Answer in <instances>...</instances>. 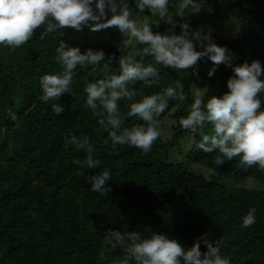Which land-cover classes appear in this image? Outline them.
Listing matches in <instances>:
<instances>
[{
	"label": "trees",
	"instance_id": "obj_1",
	"mask_svg": "<svg viewBox=\"0 0 264 264\" xmlns=\"http://www.w3.org/2000/svg\"><path fill=\"white\" fill-rule=\"evenodd\" d=\"M209 1L236 13L249 5L237 14V34L223 46L231 50L236 65L260 60L264 66V0ZM186 23L202 25L200 20ZM170 27L161 23L153 25V31L164 33ZM174 31L180 34L179 27ZM40 32L38 28L33 39L16 50L0 48V264H118L126 250L105 243L110 229L145 235L155 231L184 247L193 246L204 234L223 237V252L231 264H264V188L239 184L251 178L264 185V171L245 169L238 159L219 165V153L199 150V135L179 126L187 106L179 101H170L160 116L162 134L150 153L127 145L113 148L105 129L96 123L99 117L84 106L85 81L100 76L91 67L78 68L75 95L61 96L57 103L64 111L55 115L51 103L39 99V80L61 70L55 63L58 41L82 52L104 50L105 59L114 57L109 69L115 71L125 37L115 27L98 32L67 28L43 40ZM199 64L211 67L210 61ZM160 71L159 84L147 87L137 82L138 93L151 95L181 79L186 92L206 88V102L227 92L233 75L224 65L212 77L207 71L191 78L172 69ZM261 98L264 105V95ZM120 107L127 112L126 102ZM166 119L173 121L170 136ZM136 123L141 121L125 115L124 126ZM69 133L89 137L101 161L98 168L87 169V153L65 143ZM105 168L112 172L111 190L106 195L90 191L88 177ZM251 207L257 208V223L242 229L240 217ZM201 251H206L203 244Z\"/></svg>",
	"mask_w": 264,
	"mask_h": 264
},
{
	"label": "clouds",
	"instance_id": "obj_2",
	"mask_svg": "<svg viewBox=\"0 0 264 264\" xmlns=\"http://www.w3.org/2000/svg\"><path fill=\"white\" fill-rule=\"evenodd\" d=\"M202 0H0V48L16 50L34 37L39 28L40 39L52 33L63 34L71 28L98 32L115 27L125 37L120 45L119 67L109 69L113 56L104 50L70 46L59 40L54 49L55 63L60 71L40 77L39 99L51 103L52 112L59 116L64 107L57 103L61 96H74V77L79 69L94 68L100 72L94 81H85V107L99 117L96 123L107 132L112 147L127 145L147 154L162 134L160 116L169 109L170 101L185 103L186 115L179 126L199 135L196 147L205 153H219L216 163L238 159L241 167H257L264 171V66L260 60L233 63L234 55L226 46L218 45L207 33L190 32L186 22L175 23L173 16L184 17L200 10ZM179 10L173 13L170 8ZM138 10L134 12V9ZM194 10V11H193ZM147 11L149 15H143ZM170 14H172L171 18ZM151 21V23H150ZM161 23L171 27L164 33L153 31ZM179 27L180 34L175 33ZM199 48V50H197ZM150 58V59H148ZM211 62L207 75L214 76L220 65L231 68L222 96H212L205 102L207 89L193 87L186 92L181 79L151 95L138 93L134 85H158L161 69H172L181 76L197 75L198 64ZM103 62V63H102ZM102 70L100 69V66ZM191 69V73H189ZM139 95V99L136 97ZM191 103L188 104V96ZM126 102L127 112L120 103ZM16 119L14 114H11ZM125 115L138 118L141 123L124 126ZM65 143L87 153V169H96L101 161L89 137L66 134ZM107 143V141H105ZM110 169H103L88 177L90 191L106 195L111 189ZM257 223V208L251 207L240 217V226L247 229ZM107 241L115 249H125L118 264H231L223 252L225 238L199 237L191 247H184L166 234L152 231H107ZM206 251H201V245Z\"/></svg>",
	"mask_w": 264,
	"mask_h": 264
},
{
	"label": "rangeland",
	"instance_id": "obj_3",
	"mask_svg": "<svg viewBox=\"0 0 264 264\" xmlns=\"http://www.w3.org/2000/svg\"><path fill=\"white\" fill-rule=\"evenodd\" d=\"M134 8V6H133ZM245 10H239L238 13L243 14L249 8V5H244ZM179 10V5L177 4V8H170V11L175 13ZM226 10L225 7L217 6L211 3L209 0H202L200 3V10L197 12H190L184 17H180L179 15L173 16V22L181 23V22H192V21H202L201 26L197 27H190V32L195 33L200 31L202 33H207L209 28L212 29L211 35L214 37L215 42L223 46L225 41L231 40L238 32L240 26V18L241 16L237 15L236 11L233 10H226L227 12L223 11ZM194 11V10H193ZM147 15L149 13L145 11ZM172 14H170L171 18ZM191 73V69L188 70ZM203 71L208 72V66H201L198 64L197 72ZM200 73V72H199ZM218 73V70L215 74ZM192 75L188 77L191 78ZM173 123L171 119H166L165 130H167L166 134L170 136L171 128L170 125ZM184 156V155H182ZM182 158V157H180ZM243 181L239 184L242 186L254 187L259 185L260 188H264L260 182H257L251 178H244ZM105 243H108L105 242ZM109 244V243H108ZM108 246V245H106Z\"/></svg>",
	"mask_w": 264,
	"mask_h": 264
}]
</instances>
